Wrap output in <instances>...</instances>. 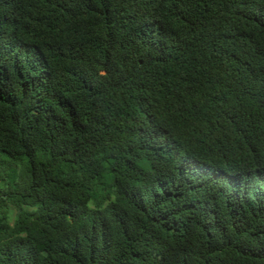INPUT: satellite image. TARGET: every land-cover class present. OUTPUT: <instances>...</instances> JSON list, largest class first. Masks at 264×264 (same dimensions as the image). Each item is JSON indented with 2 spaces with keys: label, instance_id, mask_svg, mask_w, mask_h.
Returning <instances> with one entry per match:
<instances>
[{
  "label": "trees",
  "instance_id": "trees-1",
  "mask_svg": "<svg viewBox=\"0 0 264 264\" xmlns=\"http://www.w3.org/2000/svg\"><path fill=\"white\" fill-rule=\"evenodd\" d=\"M0 264H264V0H0Z\"/></svg>",
  "mask_w": 264,
  "mask_h": 264
}]
</instances>
